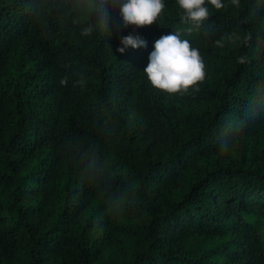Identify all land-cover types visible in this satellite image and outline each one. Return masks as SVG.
Wrapping results in <instances>:
<instances>
[{"label": "trees", "instance_id": "16d2710c", "mask_svg": "<svg viewBox=\"0 0 264 264\" xmlns=\"http://www.w3.org/2000/svg\"><path fill=\"white\" fill-rule=\"evenodd\" d=\"M121 2L0 0V264H264V0ZM171 32L204 65L176 93L143 72Z\"/></svg>", "mask_w": 264, "mask_h": 264}, {"label": "clouds", "instance_id": "9594fccd", "mask_svg": "<svg viewBox=\"0 0 264 264\" xmlns=\"http://www.w3.org/2000/svg\"><path fill=\"white\" fill-rule=\"evenodd\" d=\"M183 9L182 20L193 26L199 25L209 16L205 0H176ZM216 9L224 6L223 0H208ZM165 7V0H122L119 16L124 27L136 28L152 25ZM192 29L189 28L188 31ZM92 31L85 28V34ZM146 47V41L138 34L130 33L120 38L116 51L124 54L129 48ZM143 72L150 84L167 93L186 91L204 78V65L199 50L190 46L187 39L171 32L154 42Z\"/></svg>", "mask_w": 264, "mask_h": 264}, {"label": "rangeland", "instance_id": "374dc122", "mask_svg": "<svg viewBox=\"0 0 264 264\" xmlns=\"http://www.w3.org/2000/svg\"><path fill=\"white\" fill-rule=\"evenodd\" d=\"M263 229H264V224H263ZM264 233V232H263Z\"/></svg>", "mask_w": 264, "mask_h": 264}]
</instances>
